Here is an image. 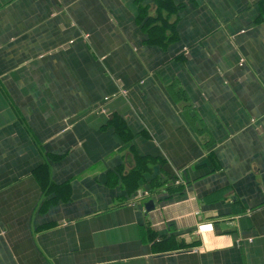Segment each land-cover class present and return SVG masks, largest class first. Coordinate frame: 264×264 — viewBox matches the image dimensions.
<instances>
[{"label": "crops", "instance_id": "0c3cea01", "mask_svg": "<svg viewBox=\"0 0 264 264\" xmlns=\"http://www.w3.org/2000/svg\"><path fill=\"white\" fill-rule=\"evenodd\" d=\"M0 264H264V0H0Z\"/></svg>", "mask_w": 264, "mask_h": 264}, {"label": "built area", "instance_id": "2783aa9c", "mask_svg": "<svg viewBox=\"0 0 264 264\" xmlns=\"http://www.w3.org/2000/svg\"><path fill=\"white\" fill-rule=\"evenodd\" d=\"M137 197L140 199L144 198H150L147 194V192L138 193ZM213 230L212 225L209 223H198L196 224V232L201 236L204 233L211 232Z\"/></svg>", "mask_w": 264, "mask_h": 264}, {"label": "water", "instance_id": "95a60500", "mask_svg": "<svg viewBox=\"0 0 264 264\" xmlns=\"http://www.w3.org/2000/svg\"><path fill=\"white\" fill-rule=\"evenodd\" d=\"M145 211L150 212L154 210V203L152 200H149L148 202L145 203L144 205Z\"/></svg>", "mask_w": 264, "mask_h": 264}]
</instances>
